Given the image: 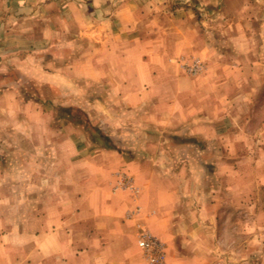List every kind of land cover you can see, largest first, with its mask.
<instances>
[{
  "label": "rangeland",
  "instance_id": "374dc122",
  "mask_svg": "<svg viewBox=\"0 0 264 264\" xmlns=\"http://www.w3.org/2000/svg\"><path fill=\"white\" fill-rule=\"evenodd\" d=\"M20 1H3L11 14L4 25L14 33L0 66L2 121L10 125L0 129V234H32L23 223L29 215L55 219L47 201L60 200L67 215L76 199L96 200L93 159L106 150L93 140L99 130L145 170L120 168L104 180L128 204L131 264H147L137 247L143 227L165 243L167 264H264V0L132 1L146 16L141 32L125 34L116 14L125 0H40L34 8L51 5L50 18L22 30L15 20L32 9ZM65 9L66 21L58 17ZM78 9L86 33L75 27ZM97 25L100 34L92 33ZM125 35L163 46L145 84L146 93L164 96L150 94L141 106L124 95L127 83L113 64L99 65L98 74L92 64L96 50L105 55ZM176 90L192 119L161 127L147 112L156 102L169 110Z\"/></svg>",
  "mask_w": 264,
  "mask_h": 264
},
{
  "label": "crops",
  "instance_id": "0c3cea01",
  "mask_svg": "<svg viewBox=\"0 0 264 264\" xmlns=\"http://www.w3.org/2000/svg\"><path fill=\"white\" fill-rule=\"evenodd\" d=\"M4 0H0V66L3 64L4 59V45L6 41H9V37L14 33L11 30L10 25H4L3 16L4 13L10 14V9H6L4 5ZM11 4L12 0H8ZM40 0H21L20 8L28 11L29 8L32 9L30 13L23 14L21 19L15 20L16 25L19 26V30H22L23 25L28 24L31 26L32 21L47 15L50 18L51 5H44L41 10L36 11L34 8L38 5ZM96 2L104 0H95ZM109 1V0H105ZM132 1L140 0H125L119 10L116 12L118 18L121 20L119 23V31L130 33L133 30L142 31V18L146 15L143 9L138 7L139 5H134ZM144 1V0H143ZM150 1V0H148ZM50 9H49V8ZM8 8V7H7ZM77 11V25L75 26L80 33L88 32L87 26L83 25V10L78 9ZM45 12L47 14H45ZM53 12V11H52ZM70 12V11H69ZM76 13V12H75ZM53 14V13H51ZM61 14V15H60ZM67 10L59 13V19L61 16L64 20L67 17ZM110 14V13H109ZM115 14V12H114ZM56 17L53 15L52 17ZM74 16V15H73ZM138 18V23L136 21H127L124 18ZM68 18V17H67ZM67 20V19H66ZM65 20V21H66ZM14 22V23H15ZM50 22V19H48ZM30 23V24H29ZM134 24L136 26H134ZM132 26V27H131ZM132 29H131V28ZM47 30L50 31L49 27ZM100 25H97L92 33L103 32ZM16 31V30H15ZM91 31V29H90ZM28 33L29 30L21 31ZM42 32H46V29H42ZM106 37L109 45L110 34L108 33V28H106ZM128 35L122 36L121 44H114L112 46H107L104 51L105 55L102 54V50H97L92 54V64L94 67V72L98 74L99 65L106 63L107 68L112 64L114 69L112 72L117 73L120 77H123L121 81L127 84L123 85L126 90L123 91L125 96L133 98L136 106H141L147 103L150 94L153 97H159L161 93H157L156 89L154 93H146L145 77L147 71L152 64L161 63L163 58V46L160 43L148 45L146 40H141V37L136 42L126 41ZM194 41L189 40L186 42V47L188 50H193L192 46L195 47ZM176 53L183 52L179 50V47L175 49ZM173 51V50H171ZM170 51V52H171ZM187 52V51H186ZM167 62V61H166ZM176 68L175 64H166V66ZM163 74L166 80H176L175 74L166 72ZM152 76V74H151ZM153 78V76H152ZM183 93L176 90L173 93L171 106L169 110H163L162 107L156 102L153 108L150 109L147 114H155V120L160 122L161 127H181L188 124L192 119V112L188 107H185L180 101V97ZM14 91H5V96L10 100L13 99ZM151 95V96H152ZM164 96L163 93L161 97ZM3 112V100L0 101V129L6 125L2 121ZM219 113V112H218ZM166 114V115H165ZM222 143V142H220ZM219 143V144H220ZM93 159L95 164L97 162V170L92 180L96 183L94 195L96 200H84L82 198L76 199L69 208H72L70 212L63 214L61 209L64 207L60 200L53 201V206L51 201L45 202L44 209L48 210L52 207L58 209V214L55 219L44 215L42 219L38 218L37 215H29L24 220L25 227H29L32 230L26 234H7L3 236L0 234V264H131V259H129L132 246L129 241L128 228L129 224L124 222V213L128 204L120 203V195L117 196L109 194L108 184L104 185V180H110V173L116 169H124L125 171L141 172L145 171L142 164L134 160H128L123 154L116 152L115 150H108L97 153ZM83 162V160H80ZM101 169V170H100ZM102 172V173H101ZM101 173V174H98ZM151 177L152 174L148 175ZM106 187V188H105ZM145 196L152 193V188L146 186ZM122 197V196H121ZM52 226H56L53 229ZM32 228V229H31ZM35 231V232H34ZM16 241H23L21 244ZM138 247V244H137Z\"/></svg>",
  "mask_w": 264,
  "mask_h": 264
},
{
  "label": "built area",
  "instance_id": "2783aa9c",
  "mask_svg": "<svg viewBox=\"0 0 264 264\" xmlns=\"http://www.w3.org/2000/svg\"><path fill=\"white\" fill-rule=\"evenodd\" d=\"M137 244L147 264H167L166 245L151 231L141 228Z\"/></svg>",
  "mask_w": 264,
  "mask_h": 264
},
{
  "label": "trees",
  "instance_id": "16d2710c",
  "mask_svg": "<svg viewBox=\"0 0 264 264\" xmlns=\"http://www.w3.org/2000/svg\"><path fill=\"white\" fill-rule=\"evenodd\" d=\"M92 135H93L94 142L100 145L101 148L108 149V150L115 149L112 139L109 136L103 134L101 131L95 130L94 134Z\"/></svg>",
  "mask_w": 264,
  "mask_h": 264
}]
</instances>
